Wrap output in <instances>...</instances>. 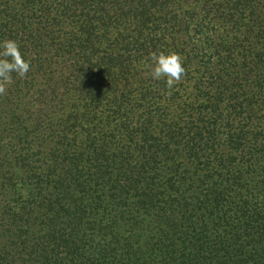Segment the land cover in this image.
<instances>
[{
	"label": "trees",
	"instance_id": "1",
	"mask_svg": "<svg viewBox=\"0 0 264 264\" xmlns=\"http://www.w3.org/2000/svg\"><path fill=\"white\" fill-rule=\"evenodd\" d=\"M4 39L0 264H264V0H0Z\"/></svg>",
	"mask_w": 264,
	"mask_h": 264
},
{
	"label": "clouds",
	"instance_id": "2",
	"mask_svg": "<svg viewBox=\"0 0 264 264\" xmlns=\"http://www.w3.org/2000/svg\"><path fill=\"white\" fill-rule=\"evenodd\" d=\"M150 63H144L153 80H164L167 89L171 90L186 75L181 56L176 52H156L149 54ZM31 70V62L25 59L19 44L14 39L0 41V95H6L13 83V75L25 79Z\"/></svg>",
	"mask_w": 264,
	"mask_h": 264
}]
</instances>
